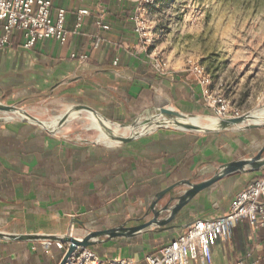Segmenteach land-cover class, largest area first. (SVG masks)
<instances>
[{
    "label": "crops",
    "instance_id": "obj_1",
    "mask_svg": "<svg viewBox=\"0 0 264 264\" xmlns=\"http://www.w3.org/2000/svg\"><path fill=\"white\" fill-rule=\"evenodd\" d=\"M52 3L54 12L66 10V28L71 33L79 10L86 9L90 15L80 33L71 34L63 46L46 40L26 50L22 34H15L12 45L0 50L3 103L51 98L63 104H86L122 124L169 103L181 113H205L202 88L193 76L181 73L170 78L157 72L135 33L136 0ZM101 9L109 31L97 26ZM96 37L104 43L94 49ZM73 54H87L89 59L79 62L71 58ZM96 143L47 134L34 124L0 121V233L51 236L78 230L83 234L77 237H83L90 231L149 222L152 215L146 214L158 193L184 180H208L220 165L255 156L264 146V129L216 135L166 129L127 145L109 139ZM261 174L227 177L196 196L169 226L92 250L105 260L123 257L142 263L183 235L191 223L226 215L235 196ZM230 233L213 248L212 264H237L243 259L264 264V228L239 220ZM64 256L57 244L45 250L38 241L0 240V264H60Z\"/></svg>",
    "mask_w": 264,
    "mask_h": 264
},
{
    "label": "rangeland",
    "instance_id": "obj_2",
    "mask_svg": "<svg viewBox=\"0 0 264 264\" xmlns=\"http://www.w3.org/2000/svg\"><path fill=\"white\" fill-rule=\"evenodd\" d=\"M140 4L136 0L134 11ZM144 5L139 14L150 41L143 40L142 46L160 75L166 71L165 77L184 73L195 78L193 71L200 66L218 94L233 101L242 115L264 105V0H149ZM17 105L48 122L76 104L42 98ZM199 116L204 121L216 119L208 108ZM79 118L72 119L61 135L73 134L72 138L87 142L108 140L86 129L91 119ZM0 121L17 122L9 116H0ZM134 122L116 123L129 127ZM71 233L74 237L83 234Z\"/></svg>",
    "mask_w": 264,
    "mask_h": 264
},
{
    "label": "built area",
    "instance_id": "obj_3",
    "mask_svg": "<svg viewBox=\"0 0 264 264\" xmlns=\"http://www.w3.org/2000/svg\"><path fill=\"white\" fill-rule=\"evenodd\" d=\"M137 2H141L142 7L138 8L133 15L136 25L135 33L139 35L142 43H144L143 40L149 42L142 14H139V11L145 8V2L148 3L149 0H137ZM89 15L88 10H79L77 25L71 33L66 28V10L54 12L52 0H0V50L12 45L16 33H21L24 37L23 47L26 50L33 49L38 43L46 40H56L63 46L68 43L71 34L80 33L85 17ZM106 19L105 10L101 9L97 26L104 31H109L110 27L106 24ZM103 43V38L96 37L93 48L96 49ZM71 58L85 62L89 56L73 54ZM193 74L202 88L205 104L215 118L233 119L244 116L233 101L218 94L204 68L198 66ZM161 75L164 77L168 73L165 71ZM234 199L226 215L218 220L202 219L191 223L183 235L160 249L158 253L147 256L142 263L137 259L123 257L105 260L92 248L85 247L78 248L66 264H191V262L212 264L213 248L220 240L231 236V228L237 221L246 220L256 229L264 228V170L250 188L239 192ZM53 244H57L66 252V245L42 242L45 250H49ZM257 263L258 261L249 262L248 259L237 262V264Z\"/></svg>",
    "mask_w": 264,
    "mask_h": 264
},
{
    "label": "water",
    "instance_id": "obj_4",
    "mask_svg": "<svg viewBox=\"0 0 264 264\" xmlns=\"http://www.w3.org/2000/svg\"><path fill=\"white\" fill-rule=\"evenodd\" d=\"M18 113L23 115L27 120H23L22 123L34 124L40 127L44 132L51 135H60L65 126L77 117H82L83 113H88L96 119L97 123L101 126L108 139L117 145H127L133 143V141L148 136L153 131L175 129L178 131H188L194 133H202L205 135H216L223 132H229L233 130L238 131H250V129H264V105L250 111L239 118L233 119H214V124L210 127H204L196 125L192 122V119L198 118V116L181 113L175 110L171 104L168 106L165 104L150 109L147 113L141 115L136 119V122L129 127H136L137 125H144L143 129L139 132H133L130 136H123L115 133L111 125L128 127L125 125L117 124L102 116L94 108L89 105H72L60 118V121L55 129L47 126L46 122L38 119L37 117L30 115L26 110L20 108L17 104L7 105L0 100V114H14ZM56 114V112L54 113ZM200 117V116H199ZM69 137H73L70 134ZM85 141V140H83ZM87 142V141H85ZM96 143V142H94ZM98 144V143H96ZM264 170V146L262 149L250 159H240L234 162L220 165L218 172L210 179L201 181L200 183H194L191 180H184L179 182L168 189L158 193L151 204V207L146 214V217L152 215V220L143 224L135 225V227H128L127 225L118 226L114 229H106L102 231H90L87 232L82 238L74 237L71 232L66 235H26V234H7L0 233V240L7 241H25V242H54L67 246L65 256L60 264H66L69 258L78 248H93L96 246H102L109 241L119 240L120 238L134 239L141 236L143 233L151 231L152 229H162L169 226L178 216L185 210V208L193 201V199L201 194L204 190H207L219 181L233 176L236 173H258ZM186 186L187 189L181 193H175V191ZM169 196L168 203L164 206L161 205L164 199Z\"/></svg>",
    "mask_w": 264,
    "mask_h": 264
},
{
    "label": "bare ground",
    "instance_id": "obj_5",
    "mask_svg": "<svg viewBox=\"0 0 264 264\" xmlns=\"http://www.w3.org/2000/svg\"><path fill=\"white\" fill-rule=\"evenodd\" d=\"M0 116H9L11 120L13 121H17V122H23V120H27L23 115L18 114V113H14V114H0ZM61 118V117H60ZM59 119L56 120H51L46 122L47 126H49L52 129H55L60 121ZM82 118H89L92 120L91 125L86 127V129L88 131H97L100 132L103 135H105L104 131L102 130L101 126L97 123L96 119H94L92 117V115L88 114V113H84L82 114V117H80L79 119ZM192 122L196 125H201L204 127H210L214 124L215 121H213V119H211V121H204L202 120L200 117L199 118H194L192 119ZM111 127L113 128L115 133H118L120 135L123 136H130V134H132L133 132H139L143 129L144 125H137L136 127H120V126H113L111 125ZM126 128V129H125ZM107 137V135H105Z\"/></svg>",
    "mask_w": 264,
    "mask_h": 264
}]
</instances>
